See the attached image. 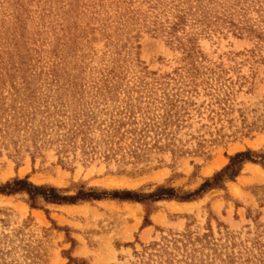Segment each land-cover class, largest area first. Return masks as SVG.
Returning <instances> with one entry per match:
<instances>
[{"label": "rangeland", "instance_id": "obj_1", "mask_svg": "<svg viewBox=\"0 0 264 264\" xmlns=\"http://www.w3.org/2000/svg\"><path fill=\"white\" fill-rule=\"evenodd\" d=\"M264 0H0V264H264ZM263 173V174H262ZM236 192V193H234Z\"/></svg>", "mask_w": 264, "mask_h": 264}, {"label": "trees", "instance_id": "obj_2", "mask_svg": "<svg viewBox=\"0 0 264 264\" xmlns=\"http://www.w3.org/2000/svg\"><path fill=\"white\" fill-rule=\"evenodd\" d=\"M253 157L249 152L243 154H237L232 157L229 164L218 174H216L211 180L206 181L200 189L192 195H184L183 197H176L175 192L171 189L164 190L160 189L155 194L143 197L131 193H114L112 196L124 200V201H137L142 202L146 199L154 200H179L189 201L194 198H198L207 191L213 188H219L224 181H232L235 179L245 162H256L264 168V157H260L259 162L254 161ZM17 193H26L29 197V201L33 206L37 204L38 199H42L46 203L52 204H63V203H76L84 200H98L101 196L95 195L94 193H79L77 197L66 198L59 195L57 189L51 187H36L30 184L27 180H15L11 183H7L5 186H0V195H14Z\"/></svg>", "mask_w": 264, "mask_h": 264}, {"label": "bare ground", "instance_id": "obj_3", "mask_svg": "<svg viewBox=\"0 0 264 264\" xmlns=\"http://www.w3.org/2000/svg\"><path fill=\"white\" fill-rule=\"evenodd\" d=\"M263 174V173H262ZM234 193H236V192H234Z\"/></svg>", "mask_w": 264, "mask_h": 264}]
</instances>
